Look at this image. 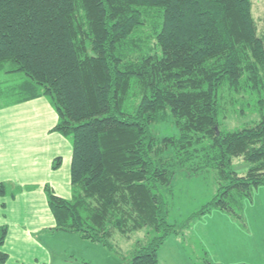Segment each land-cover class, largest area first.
Instances as JSON below:
<instances>
[{
	"label": "trees",
	"instance_id": "1",
	"mask_svg": "<svg viewBox=\"0 0 264 264\" xmlns=\"http://www.w3.org/2000/svg\"><path fill=\"white\" fill-rule=\"evenodd\" d=\"M251 7L0 0V72L22 76L20 100L45 96L54 129L71 139L72 196L47 190L55 230L110 251L115 233L144 230L125 264H157L158 249L178 231L164 195L176 168L217 173L216 194L193 216L212 208L240 216L264 185V20L258 32ZM233 113L249 119L228 129ZM166 122L177 132L156 135L153 126ZM237 156L250 164L243 175L232 168ZM5 235L0 225V246ZM6 258L0 249V262Z\"/></svg>",
	"mask_w": 264,
	"mask_h": 264
},
{
	"label": "rangeland",
	"instance_id": "2",
	"mask_svg": "<svg viewBox=\"0 0 264 264\" xmlns=\"http://www.w3.org/2000/svg\"><path fill=\"white\" fill-rule=\"evenodd\" d=\"M251 3L252 16L260 32L264 0H251ZM21 77L0 72V129H4L0 133L16 136L13 138L16 141L6 144L18 154L11 156L8 155L10 150H6L0 156V173L16 181L14 185L4 183L3 193L0 192V224L6 226L0 249L7 254L0 264H125L136 236L143 235L141 231L128 238L115 233L110 239V251L82 239L78 233L55 230L47 190L67 199L72 196L65 148L67 144L70 150L71 139L54 129L58 117L45 96L36 102H28L30 99L21 102L16 89ZM235 116L230 114L226 128L243 126L249 119ZM26 129L36 137L34 141L41 147L39 151H19L22 150L21 136L28 135ZM153 130L159 136L177 132L174 124L167 122L154 125ZM27 146L30 147V141ZM249 167L242 156L232 158V168L238 175L245 174ZM219 184L215 170L188 175L176 168L171 185L164 191L168 223L181 233L179 239H183L184 246L189 247L192 241L187 232H203L209 237V247H206L210 251L216 248L225 257L236 256L232 264H264V185L253 188L250 197L245 198L240 216L218 208L193 216L216 194ZM246 244L258 250L259 255L262 253L261 258L252 261L241 254Z\"/></svg>",
	"mask_w": 264,
	"mask_h": 264
},
{
	"label": "crops",
	"instance_id": "3",
	"mask_svg": "<svg viewBox=\"0 0 264 264\" xmlns=\"http://www.w3.org/2000/svg\"><path fill=\"white\" fill-rule=\"evenodd\" d=\"M22 80L23 78L21 77V81ZM39 98H41V96L36 97V99L30 98V101H28L29 99L27 100L21 99V102L28 101L32 103V102H36L40 100ZM3 130H4L3 128L0 129L1 132ZM25 132L28 135L24 134L23 137L21 136L22 150L19 149V151H23L25 149H28V151H34V150L39 151L41 147H37L38 146L37 142L34 141L36 137L34 135L29 134L28 129H26ZM14 137L16 136H8V135H3L2 133H0V156L4 155L6 150L8 151L10 150V153L8 155H11V156L18 155L12 152V148H13L12 146H8L6 144L7 141H12V140L16 141L15 139H13ZM49 137H53V136H49ZM29 141H30V147L27 146V143H29ZM65 148H66L67 159L69 160L68 165H69V172H70L72 147L70 146V150H69L68 149L69 147L66 144ZM3 175L4 174L0 173V183H3V184L10 183L13 185L15 184L16 181H14L10 177L9 178L3 177ZM54 227H55V223H54ZM140 231H141V234L143 235L136 236L137 238H136V241L134 242L135 243L133 246L134 248H136V246L138 245L140 241L142 242L146 239L145 233H144L145 231L144 230H140ZM179 234L181 233L171 235V237L167 238L163 242V244L160 246L157 252V264H175L176 262L181 263V264H208L209 262L214 263V264H232L236 259V256L225 257L224 255H221L216 248L210 251V248L208 249L206 247V245L209 247V244L207 241V238L209 237L203 232H196L193 230L190 232H187V235L189 234V236H191L190 239L192 240L190 242L189 247L184 246L185 243L183 239L181 240L179 239L180 238ZM202 238L204 239L203 241H202ZM134 248L132 249V251L134 250ZM243 248H244L243 249L244 252L241 254H246L247 255L246 257L248 259H252V261H256L258 257L261 258L262 253L259 255V251L256 249H253V247H248L246 244V245H243ZM246 263L249 264V262H246Z\"/></svg>",
	"mask_w": 264,
	"mask_h": 264
}]
</instances>
